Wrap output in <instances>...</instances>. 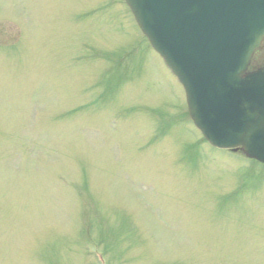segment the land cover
Segmentation results:
<instances>
[{
	"label": "rangeland",
	"instance_id": "1",
	"mask_svg": "<svg viewBox=\"0 0 264 264\" xmlns=\"http://www.w3.org/2000/svg\"><path fill=\"white\" fill-rule=\"evenodd\" d=\"M123 3L0 0V264H264V165L204 141Z\"/></svg>",
	"mask_w": 264,
	"mask_h": 264
},
{
	"label": "water",
	"instance_id": "2",
	"mask_svg": "<svg viewBox=\"0 0 264 264\" xmlns=\"http://www.w3.org/2000/svg\"><path fill=\"white\" fill-rule=\"evenodd\" d=\"M128 2L184 82L191 115L207 137L224 147L243 144L264 161V68L244 74L242 66L264 40V0Z\"/></svg>",
	"mask_w": 264,
	"mask_h": 264
}]
</instances>
